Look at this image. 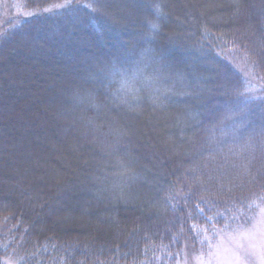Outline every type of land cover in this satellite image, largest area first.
Returning a JSON list of instances; mask_svg holds the SVG:
<instances>
[{
    "label": "trees",
    "instance_id": "16d2710c",
    "mask_svg": "<svg viewBox=\"0 0 264 264\" xmlns=\"http://www.w3.org/2000/svg\"><path fill=\"white\" fill-rule=\"evenodd\" d=\"M170 1L22 0L37 13L11 28L0 14V143L14 147L7 151L23 149L27 138L21 132L4 138L3 130L13 131L16 116L33 126L40 115L39 106L35 115L24 114L19 103L25 97L11 105V114L20 111L14 119L3 113L22 91L15 84L29 74L12 76L9 66L40 61L69 68L78 66L81 37L96 47L117 43L103 59L78 69L73 81L46 80L43 99L52 98L48 116H56L51 131L44 127L48 145L39 153L33 143L30 160L16 175L29 169L24 179L31 180L47 167L44 160H75L70 178L33 194L60 198L63 207L52 221L71 226L72 217L79 220L69 229L39 227L49 222L39 219L41 211L34 216L37 225L28 220L38 228L30 251L36 264H156L166 253L173 259L193 241V226L221 218L234 199L264 192V0H213L219 8L209 17L220 20L197 16L189 29L173 22ZM58 3L64 5L47 11ZM177 31L189 33L180 50L170 36ZM143 119L162 125L175 151L155 178L149 153L157 146L141 141ZM153 180L157 185L147 186ZM17 222L27 225L22 218ZM54 248L64 261L53 259Z\"/></svg>",
    "mask_w": 264,
    "mask_h": 264
},
{
    "label": "rangeland",
    "instance_id": "374dc122",
    "mask_svg": "<svg viewBox=\"0 0 264 264\" xmlns=\"http://www.w3.org/2000/svg\"><path fill=\"white\" fill-rule=\"evenodd\" d=\"M212 1L213 0H171L169 7L171 11L168 10V12L176 26H188L189 29V26L192 24L196 25L197 16L200 17L203 15L204 18L201 19L205 21L220 20V16L209 17L211 10L213 11L219 8V4ZM63 5V3H58L48 8L47 11L52 12ZM28 9L29 8L24 6L22 0H0V14L6 20L7 28H11L22 20L24 21L37 13V11ZM2 33L3 32H0V34ZM188 34L189 33L177 31L170 35L173 41L172 47L175 50H180V46L184 44L185 36ZM134 38L135 37L132 36L128 40L133 41ZM77 42L80 46L78 47V52L80 51L78 66H67L69 68H66V65H49L45 62L43 64L40 61H31L28 67L22 66L12 68L13 66H9L8 68V72L9 74L12 73V76L15 74L23 75L22 73L24 72H28L29 74H24L26 76L17 81L15 86L19 87L22 91L16 93V97L10 99V105L2 108L4 111L3 113L7 115L11 114L10 112L13 108L11 105H15L18 100L25 97V100L19 103V108L22 106L23 109L21 110H24L23 112H25L24 114L26 116L30 113L33 116L35 115L33 109L39 106L40 115H35L36 117H34L36 119L34 123H38V125L33 123L31 127L27 122L20 121L19 116H16L19 115L20 111H16V119H14L15 116L13 114L8 116H11L10 118L15 120L16 124L13 125L14 132L12 130H3L2 137L4 138L12 133L20 135L21 132L25 136L24 139L27 138V140L20 143L24 148L16 149V151H7L10 149L13 150L14 147L10 146L6 149L5 146H2L3 144L0 143V201H5L4 204H0V207L2 209L6 208L8 212V214L5 215L0 209V264L37 263L36 261L38 260L32 257L30 251L33 243L32 233H34V230H38V228L31 226L28 222V220L33 219L31 224H38L36 222L34 223V216L37 211L43 212L41 216H39L40 220L49 218V222L47 223L49 226L45 221L43 225L40 224L39 227L46 228L52 227L53 225L55 227L61 225L62 229H69L78 226V224L75 223L76 220H79L77 217L71 218L74 220L71 221V226L69 224H62L63 220L61 218L57 219L56 222L52 221V217L59 212L57 210L63 207V205L60 204V198L58 196H56V198H59V201L52 202V200L45 199L43 195L36 196L33 194L43 186L48 189L57 185L62 181L65 175L68 177L69 175L72 176V173H74L73 169L76 168L75 160L70 162L64 155L61 156L65 157L64 160H61L60 157L49 159L50 162L44 160L43 164L47 167H44L42 173H39L41 176H36L31 180H28L30 177L29 169H25L21 172L22 177L16 175V169L19 165L24 161L28 162V160H30L29 152L32 150L31 147L33 143L38 145L37 147L39 148L36 149H39L37 150L39 153L48 145V142L44 141V138L47 136L44 127L46 126L48 130L51 131L50 125H53L56 116H48L51 110H53L50 104L52 98L48 96V98L46 97V99H43V96L47 93L45 87H47L46 89L50 87L49 83H46V80L50 78L52 83L57 82V84H59L61 80L73 81L78 69L80 70L87 63L89 64L91 60H100L103 56L108 55V52L113 51V48L115 49L117 45L116 42H112L110 45H113V47H109L110 45L108 47H101V43H99L100 47H96L98 44L94 43L90 45L87 37H81ZM261 46L264 51V45ZM88 48L91 49L93 53H88L86 51ZM191 48L193 47L191 46ZM184 49L186 50V48ZM192 51H194V49ZM132 62H134V60L129 61V63ZM122 69L131 71L132 74L138 72V70L131 67H124ZM10 85L11 83H9V87ZM255 90V88L251 89L252 92ZM21 103L23 105H21ZM72 123L73 122H71V124ZM140 124L146 126H143L140 130L142 133L141 137H143L142 139L140 138L141 141L148 142L149 145H152L151 142H154L157 146L149 155L152 154L155 158L153 160L150 159L154 169L153 176L154 178L156 175L159 177L158 168L169 162L172 156H175V151L171 147L172 139L167 137L168 135H165V131L160 124L155 125L153 123L147 125L146 119H143ZM158 127L161 128L157 131ZM2 137L1 140L3 141L4 138ZM9 141H13V137L9 138ZM50 143L51 141L49 144ZM61 143L65 144L63 140ZM3 150L6 151L3 152ZM21 154H23L24 158L21 157ZM49 156L50 154L48 157ZM56 166L60 167L62 170L64 169L63 172L61 173ZM33 172L36 173L37 171ZM27 174L28 178L24 179ZM156 181L157 180L147 182V186H153L155 183L157 185ZM56 188H58V186ZM79 188V184L77 183L75 185V192H77ZM9 198H11L12 201H9ZM14 203H16L15 205H20L21 208L15 209ZM11 209L14 210L11 211ZM173 217L174 216H171V218ZM219 217L221 218H214L211 223L209 221L206 222L202 228H199L198 225L193 226L194 228L192 231L195 233L193 234L194 239L182 247L181 255L171 259V256L166 253V256L164 258H159L156 264H264V192L254 191V194H251V196L247 195L246 197L234 199L231 204L228 203L226 205V208L219 214ZM20 218L24 219L27 225H18L19 222L17 221ZM157 223L158 221L155 219L153 225ZM87 224L86 226H90L93 229L96 227L94 222H89ZM97 230L105 232V230L100 227H98ZM29 234L31 236H29ZM24 242H26L27 245H24ZM157 253L160 252L158 251ZM53 256L55 261H58L59 258L62 259V261L65 260L62 256V252L57 248L54 250Z\"/></svg>",
    "mask_w": 264,
    "mask_h": 264
}]
</instances>
